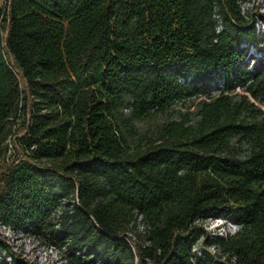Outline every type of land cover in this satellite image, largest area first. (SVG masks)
Returning a JSON list of instances; mask_svg holds the SVG:
<instances>
[{
  "label": "trees",
  "instance_id": "16d2710c",
  "mask_svg": "<svg viewBox=\"0 0 264 264\" xmlns=\"http://www.w3.org/2000/svg\"><path fill=\"white\" fill-rule=\"evenodd\" d=\"M186 97L196 117L140 135L138 120ZM263 104L264 29L240 0H6L0 219L66 247L62 264H264ZM19 118L35 148L7 163ZM217 216L235 230L199 223Z\"/></svg>",
  "mask_w": 264,
  "mask_h": 264
},
{
  "label": "rangeland",
  "instance_id": "374dc122",
  "mask_svg": "<svg viewBox=\"0 0 264 264\" xmlns=\"http://www.w3.org/2000/svg\"><path fill=\"white\" fill-rule=\"evenodd\" d=\"M3 2V4L6 2V0H0V2ZM264 10V0H258V2H255L252 6L249 7V12L255 16V18H258L260 15L259 12L263 13ZM264 107V104H263ZM196 100L193 97H186L183 98L181 101L177 102L173 105V109H171V113H154L150 116L145 117L144 119L138 120L136 124L138 125V129L140 131V135L144 134H152L155 133L156 129L168 118L170 117H176L180 114V112H189V115L193 118L196 117ZM18 123V128H16L17 133L20 135L24 134L25 129L21 128V120ZM146 137V136H145ZM145 141V140H142ZM22 142L20 137L18 138L17 143ZM17 155V154H16ZM4 161H0V166L3 165ZM70 204L74 202V200H71ZM68 203V200L62 201L61 204H59L54 211L52 212V222H57L59 219V215L62 213L64 208L66 207V204ZM140 219V217H138ZM199 223H202L205 228L211 232V233H221L225 231H234L236 228V223L234 221L227 222L222 216L217 217H209L206 220H201ZM138 225H133L129 229V233L131 236V241L136 246L137 242H140L141 235L143 232V225L141 221L139 220ZM57 226V225H56ZM17 236V237H16ZM46 242H43L40 237L33 233L27 234L25 233H19L18 235H15L14 245H18L22 251L23 257L25 259H28L29 263L31 264H60L61 259L65 255V249L57 250L55 248H51L50 246L46 245ZM202 245V238L198 241V243L195 245L196 248ZM137 247V246H136ZM194 247V248H195ZM210 249L214 252H216L218 255L222 256V259H227L226 255L222 252L220 248L216 245H212ZM147 264H151V262H147Z\"/></svg>",
  "mask_w": 264,
  "mask_h": 264
},
{
  "label": "built area",
  "instance_id": "2783aa9c",
  "mask_svg": "<svg viewBox=\"0 0 264 264\" xmlns=\"http://www.w3.org/2000/svg\"><path fill=\"white\" fill-rule=\"evenodd\" d=\"M255 2H258V0H240V8H241L242 14L246 17V19H248L250 22L255 20L258 31H262L264 29V10H263V13L262 12L258 13L260 15L258 18H255V16L249 12V7L252 6ZM215 17L217 21L216 30L219 32L224 27L223 18L219 13H215ZM249 54H252L255 56V58L253 57L252 59L251 65L254 64L257 57L261 56V53L258 51L257 47L254 44L250 45ZM223 85H224V82L220 80L216 85H213L212 88L214 91H217L219 90L220 86H223ZM19 120L20 118L15 122L13 126V130L7 139L8 149H7L6 160H5L7 163L19 162L20 159L25 157L26 153H29L30 150L35 148L34 144L28 146V145H25L23 142L17 143L18 138L20 137L21 139L23 136L22 134L20 135L19 133H17V130H16V128H18ZM58 217H60V215ZM59 224H60V218L57 221V227L59 226ZM24 232L26 233V231L23 228H15L11 224L4 222L0 219V238L3 239L9 247L3 250L2 253H0V258L5 259V262L7 264H16L15 256H19L24 261L23 262L24 264H28L30 262L28 259H25V257H23L20 247L18 245L17 246L14 245L15 235H18L19 233H24ZM27 234L29 233L27 232ZM128 240L130 241L132 247L134 248L136 252V246L131 241V238H128ZM46 245L50 246L51 248H55L57 250H62L64 248L66 252V247L64 246L59 248L55 246L54 244H46ZM194 247H193L194 251H197L200 249L201 246H199L198 248L196 247L194 248ZM66 256H67V252L65 253L64 257L61 259L60 264L66 261ZM148 262L150 261L148 260ZM95 263L100 264V260H97Z\"/></svg>",
  "mask_w": 264,
  "mask_h": 264
},
{
  "label": "crops",
  "instance_id": "0c3cea01",
  "mask_svg": "<svg viewBox=\"0 0 264 264\" xmlns=\"http://www.w3.org/2000/svg\"><path fill=\"white\" fill-rule=\"evenodd\" d=\"M2 5H3V2L1 1V2H0V6H2Z\"/></svg>",
  "mask_w": 264,
  "mask_h": 264
},
{
  "label": "clouds",
  "instance_id": "9594fccd",
  "mask_svg": "<svg viewBox=\"0 0 264 264\" xmlns=\"http://www.w3.org/2000/svg\"><path fill=\"white\" fill-rule=\"evenodd\" d=\"M227 222H230V221H227Z\"/></svg>",
  "mask_w": 264,
  "mask_h": 264
}]
</instances>
